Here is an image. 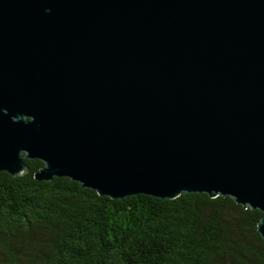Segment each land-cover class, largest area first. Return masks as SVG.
<instances>
[{
  "label": "water",
  "instance_id": "95a60500",
  "mask_svg": "<svg viewBox=\"0 0 264 264\" xmlns=\"http://www.w3.org/2000/svg\"><path fill=\"white\" fill-rule=\"evenodd\" d=\"M262 215L264 0H0V171Z\"/></svg>",
  "mask_w": 264,
  "mask_h": 264
},
{
  "label": "trees",
  "instance_id": "16d2710c",
  "mask_svg": "<svg viewBox=\"0 0 264 264\" xmlns=\"http://www.w3.org/2000/svg\"><path fill=\"white\" fill-rule=\"evenodd\" d=\"M0 171V264H264L262 213L229 196H101L68 177Z\"/></svg>",
  "mask_w": 264,
  "mask_h": 264
}]
</instances>
